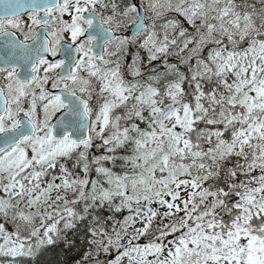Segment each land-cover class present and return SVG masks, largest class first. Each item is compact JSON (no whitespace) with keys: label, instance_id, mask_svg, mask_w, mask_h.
Segmentation results:
<instances>
[{"label":"snow or ice","instance_id":"6c2138e0","mask_svg":"<svg viewBox=\"0 0 264 264\" xmlns=\"http://www.w3.org/2000/svg\"><path fill=\"white\" fill-rule=\"evenodd\" d=\"M0 264H264V0H0Z\"/></svg>","mask_w":264,"mask_h":264}]
</instances>
